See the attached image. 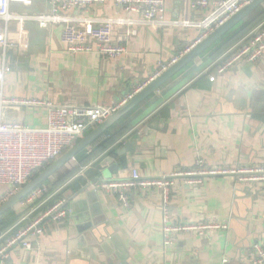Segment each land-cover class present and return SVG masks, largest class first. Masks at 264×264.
<instances>
[{"label": "crops", "instance_id": "0c3cea01", "mask_svg": "<svg viewBox=\"0 0 264 264\" xmlns=\"http://www.w3.org/2000/svg\"><path fill=\"white\" fill-rule=\"evenodd\" d=\"M11 9L41 13L46 5L44 0H29ZM207 12L190 9L188 0H166L164 16L168 21L198 23ZM69 14L125 16L112 1ZM129 29L113 30V40L126 52L108 59L92 52H67L59 26L9 24L14 48L0 47V95L5 100L0 103V122L45 127L49 108L26 104L32 100L57 107L116 105L150 83L160 65L185 55L203 33L184 26L136 27V35L127 37ZM256 29H264V20L216 59L210 58L214 46L207 49L109 128L110 133L127 128L115 144L82 166L77 156L63 168H79L78 172L61 187L48 192L61 175L58 171L48 185L39 186L47 192L32 206L23 209L18 203L5 213L1 217L5 223L11 218L15 222L0 230V248L57 201L63 200L68 209L66 219L48 224L38 237L30 234L24 239L31 243L30 250L21 243L8 247L0 264H253V246L261 238L264 222L261 184L240 182L230 174L202 177L200 184L176 178L166 211L169 221H215L227 228L207 236L177 233L170 247L163 245L165 207L158 189L132 190L130 205L124 208L114 195L96 191L92 184L127 179L133 169L142 179L154 180L193 170L197 159L213 170L263 167L264 54L254 64L238 62L222 74L216 72ZM92 130L88 128L84 136ZM106 138L102 135L91 151L79 155L89 157ZM127 143L130 150L123 168L116 151ZM10 197V189L0 186V205Z\"/></svg>", "mask_w": 264, "mask_h": 264}, {"label": "built area", "instance_id": "2783aa9c", "mask_svg": "<svg viewBox=\"0 0 264 264\" xmlns=\"http://www.w3.org/2000/svg\"><path fill=\"white\" fill-rule=\"evenodd\" d=\"M112 1L120 8L124 17H86L70 15L69 12H86L93 7H99ZM253 0H188L190 9H207L205 18L196 23L193 21H168L165 14L166 0H44L46 10L41 13L20 14L12 11L14 5H26L29 0H0V47L3 51L13 49L14 44L9 40L8 27L11 23H36L41 29L61 27L60 40L65 50L76 54L92 52L108 59L119 57L126 52L125 46L113 40V30L118 26L129 27L127 37L136 35V27H195L203 31L197 45L215 29L236 15L243 7ZM264 6V1L262 3ZM134 16V17H132ZM188 51V50H187ZM264 54V29H256L252 35L220 66L216 72L222 74L238 62L256 63ZM178 59L166 65H160L154 78L165 72ZM153 78V79H154ZM3 70L0 69V84ZM211 81L214 77L210 78ZM140 86L136 92L143 89ZM133 96L116 105L97 107H67L53 106L40 101H27L26 104L44 105L48 107L47 123L43 128H30L18 122H0V186H7L11 196L26 185L43 167L49 166L73 147L88 128L95 129L109 116L113 115ZM3 101L0 95V103ZM9 102L14 103L13 100ZM75 162V160H73ZM234 175L238 181L261 184V198L264 200V166L254 169L242 168L232 171L206 169L201 159L195 161L194 169L176 171L168 176L154 180L142 179L137 170H131L130 177L124 180L98 181L92 184L96 191L114 195L118 203L128 208L129 193L135 189L156 188L160 191L164 204L163 245H173V237L177 233H194L207 236L216 230L226 229L223 223L208 221L194 223H176L167 219L170 195L175 187L176 178H184L186 184H200V178L215 175ZM259 189V188H258ZM47 192L42 186L35 189L22 199L20 207L32 206ZM68 209L63 200L57 201L52 207L35 218L29 225L14 235L0 248V257L6 258L7 248L21 243L24 249L30 250L31 243L24 240L28 235H42L48 224L58 223L66 219ZM253 264H264V222L262 235L253 246Z\"/></svg>", "mask_w": 264, "mask_h": 264}, {"label": "water", "instance_id": "95a60500", "mask_svg": "<svg viewBox=\"0 0 264 264\" xmlns=\"http://www.w3.org/2000/svg\"><path fill=\"white\" fill-rule=\"evenodd\" d=\"M264 0H253L250 4L243 7L236 15L231 17L223 25L215 29L212 33L206 36L201 42L193 46L185 55L169 67L165 72L154 78L143 89L136 93L130 100H128L116 113L109 116L102 124L98 125L95 129L86 134L80 139L73 147L68 149L61 157L55 162L50 164L44 170L34 176L26 185L19 191L8 198L3 204L0 205V218L12 210L22 199L28 196L36 188L41 186L46 181L50 180L58 171L63 169L71 161L83 151H91L92 144L98 140L104 133L113 126L117 121L127 115L130 111L140 105L151 94L158 90L163 84L173 78L184 67L190 64L194 59L199 57L203 52L215 44L225 33L233 28L242 19L248 16L253 10L262 5ZM130 150V144H126L123 149L117 150L116 154L121 158V165L125 168V153ZM95 192L90 195L93 196Z\"/></svg>", "mask_w": 264, "mask_h": 264}, {"label": "trees", "instance_id": "16d2710c", "mask_svg": "<svg viewBox=\"0 0 264 264\" xmlns=\"http://www.w3.org/2000/svg\"><path fill=\"white\" fill-rule=\"evenodd\" d=\"M252 12L244 19H242L239 23H237L233 28H231L227 33H225L215 44L212 45L214 46V50H212L210 53L211 59H216L217 57L225 53L230 47H232L243 37L248 35L256 26H258L264 20V8L261 9V7H257ZM108 130L104 133L107 138L94 148L92 154L89 157H82L81 155H78L77 158H79L81 166L87 164V162H89L92 157L97 156L98 154L104 152L108 147L115 144V142L126 133L127 128L116 130L114 133H110V130ZM46 167L41 168L36 173V175L42 170H44ZM78 169L79 168H73L70 171L65 172L64 174L59 175L57 180L52 183L50 190H48L49 194L53 193L56 189L61 187L69 178L75 175L78 172ZM48 184L49 181H46L42 185ZM57 199L58 196L52 199L51 202H56ZM13 222H15V218H11L7 223H5L3 218H0V230H3L6 227L10 226Z\"/></svg>", "mask_w": 264, "mask_h": 264}, {"label": "rangeland", "instance_id": "374dc122", "mask_svg": "<svg viewBox=\"0 0 264 264\" xmlns=\"http://www.w3.org/2000/svg\"><path fill=\"white\" fill-rule=\"evenodd\" d=\"M86 134H88V133L86 132ZM66 171H67L66 168H63V169L60 170V173L63 174V173H65Z\"/></svg>", "mask_w": 264, "mask_h": 264}]
</instances>
